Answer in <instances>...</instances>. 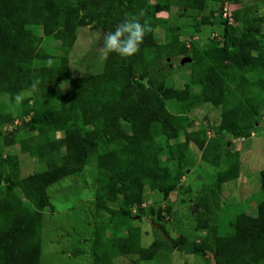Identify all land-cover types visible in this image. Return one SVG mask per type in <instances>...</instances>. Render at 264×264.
I'll list each match as a JSON object with an SVG mask.
<instances>
[{
  "label": "trees",
  "instance_id": "obj_1",
  "mask_svg": "<svg viewBox=\"0 0 264 264\" xmlns=\"http://www.w3.org/2000/svg\"><path fill=\"white\" fill-rule=\"evenodd\" d=\"M242 2L0 0V127L22 121L12 132L0 128V264H41L43 211L54 209L49 190L65 177L82 175L91 161L97 162L99 218L91 236L92 264H115L129 254L151 261L161 250L199 256L204 264H264V169L256 215L240 212L226 224L213 220L223 184L238 179L244 164L232 139L261 130L264 116V11L258 12L264 0ZM226 6L232 20L224 16ZM174 7L180 17L194 10L209 14L170 24L162 14ZM141 10L153 31L136 55L113 53L99 72H73L81 27L91 26L100 42L104 32ZM207 25L220 26L222 39L197 41L193 32ZM188 27L193 28L189 35ZM160 28L165 29L162 40L156 34ZM185 56L191 61L184 65ZM176 59L180 67L189 65L183 87L165 71ZM17 93H23L21 103L15 102ZM203 104L221 106L219 123L196 125L191 113ZM21 129L27 136L18 139ZM7 146L46 168L23 176L20 156H4ZM199 157L217 172L195 197L202 234L196 241L172 236L166 227L172 208L154 204L180 193ZM147 188L160 195L150 207L145 205ZM185 188L192 192L191 185ZM144 215L154 222L152 241L136 223L135 217Z\"/></svg>",
  "mask_w": 264,
  "mask_h": 264
},
{
  "label": "rangeland",
  "instance_id": "obj_2",
  "mask_svg": "<svg viewBox=\"0 0 264 264\" xmlns=\"http://www.w3.org/2000/svg\"><path fill=\"white\" fill-rule=\"evenodd\" d=\"M257 2L258 0H243L240 5H256ZM177 9V7H174L173 11L169 13L163 12L162 14L167 17L170 24H175L179 21L192 22L201 19L203 15L209 14L208 10L203 12L194 10L190 17H180ZM260 11L263 12L264 10L259 9L258 12ZM192 29L188 27L186 30L188 35L193 31ZM164 30V28H160L156 31L157 37L161 40L164 37ZM238 32L239 30L233 33L235 38L238 37ZM221 33L222 28L220 26L207 25L203 27V32L194 31L193 36L197 38V41L203 42L208 37L213 40H221ZM98 40L99 36L96 35L95 31L91 30V26L79 29V36L73 51L74 63H72V70L75 74L96 73L104 68L105 59L100 57L98 51L100 42ZM173 63L172 67L166 66L165 71L170 76H173L177 86L183 87L188 81L189 65L180 67L181 60L179 62V59L174 60ZM8 99V97L4 98L5 101H8ZM221 109V106L215 107L212 104H203L194 109L191 115L197 126L200 124H215L220 122ZM21 125V119L16 118L14 123L6 124L0 128L3 133H8L12 132V130H18L17 128L21 127ZM259 125L261 130L253 132L251 136L246 138L232 139L230 135L227 136V138L232 139L233 150L240 151L244 164L241 167L238 179L223 184L219 200L221 207L215 210L214 221L218 220L222 224H226L240 212L252 215L257 213V206L262 197L260 193V173L264 169V116ZM210 135H213V132L210 131ZM24 136H27V134L25 130L21 129L17 133V138L20 139ZM3 138L4 136L1 134V142H3ZM3 151L4 156L10 153H17L20 156L23 176L46 168L44 163L38 162L30 154L19 152L16 146H7ZM103 159L104 157L99 158V160ZM195 168L194 171H189L183 178L184 187L180 188V193L173 192L168 201L154 204V198L160 201L158 198L160 195L157 196L155 191L147 188L145 205L147 207L153 204L156 207L159 204L163 206L170 205L173 210V217L171 222H167L166 227L171 235L174 237L184 235L190 240L200 241L202 234L197 229L194 213L198 212L201 207L198 204L197 211L194 210L195 197L198 191L204 187L202 183L211 180L209 176L217 171L213 166L206 164L200 157ZM97 171V162L91 161L84 169L82 175L65 177L60 183L50 188L49 192L54 209L52 210V207H48L43 211L44 228L41 264H92L93 242L91 236L95 223L99 219L95 206ZM188 185H191V193H187L185 190ZM110 204L113 207L118 206L116 202ZM101 212L104 215H109V212L105 209ZM135 219H138L136 223L142 227L145 239L148 238L149 241H152L154 237L152 216L144 215L142 220H139L140 216H136ZM155 225L158 226L157 224ZM107 232L110 234V230ZM87 238L89 240H86ZM76 251H80V253ZM209 256L214 259L212 253ZM115 264H204V259L199 256L188 255L185 252L181 253L177 250L172 252L161 250L156 258L151 261L140 260L138 254H129L116 258Z\"/></svg>",
  "mask_w": 264,
  "mask_h": 264
},
{
  "label": "clouds",
  "instance_id": "obj_3",
  "mask_svg": "<svg viewBox=\"0 0 264 264\" xmlns=\"http://www.w3.org/2000/svg\"><path fill=\"white\" fill-rule=\"evenodd\" d=\"M145 16L146 13L141 10L131 19L118 24L114 30L104 32L98 48L101 59H108L113 53L122 58L136 55L145 36L153 31L150 20ZM51 63L50 60L49 64ZM37 84L38 82H33L31 86L33 90L37 88ZM23 98V93H17L14 97L16 103H21Z\"/></svg>",
  "mask_w": 264,
  "mask_h": 264
},
{
  "label": "water",
  "instance_id": "obj_4",
  "mask_svg": "<svg viewBox=\"0 0 264 264\" xmlns=\"http://www.w3.org/2000/svg\"><path fill=\"white\" fill-rule=\"evenodd\" d=\"M187 61H191V58L188 57V56H185V57L182 59V63H185V62H187ZM191 208H193V207H191ZM197 208H198V203L195 204L194 210L197 211ZM166 237L168 238L169 236L166 235ZM216 255H217V253H216Z\"/></svg>",
  "mask_w": 264,
  "mask_h": 264
},
{
  "label": "built area",
  "instance_id": "obj_5",
  "mask_svg": "<svg viewBox=\"0 0 264 264\" xmlns=\"http://www.w3.org/2000/svg\"><path fill=\"white\" fill-rule=\"evenodd\" d=\"M224 16L229 17L232 20L231 13L228 11V7H225Z\"/></svg>",
  "mask_w": 264,
  "mask_h": 264
}]
</instances>
